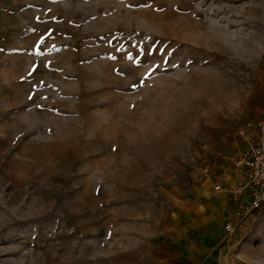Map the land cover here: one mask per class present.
Wrapping results in <instances>:
<instances>
[{
	"label": "rangeland",
	"instance_id": "374dc122",
	"mask_svg": "<svg viewBox=\"0 0 264 264\" xmlns=\"http://www.w3.org/2000/svg\"><path fill=\"white\" fill-rule=\"evenodd\" d=\"M263 118L264 0H0V264H264Z\"/></svg>",
	"mask_w": 264,
	"mask_h": 264
},
{
	"label": "built area",
	"instance_id": "2783aa9c",
	"mask_svg": "<svg viewBox=\"0 0 264 264\" xmlns=\"http://www.w3.org/2000/svg\"><path fill=\"white\" fill-rule=\"evenodd\" d=\"M242 133L246 147L235 155L234 165L241 175L231 191L235 209L233 220L225 225L227 234H234L245 220L264 210V118L250 124ZM222 190L221 185L216 191Z\"/></svg>",
	"mask_w": 264,
	"mask_h": 264
},
{
	"label": "crops",
	"instance_id": "0c3cea01",
	"mask_svg": "<svg viewBox=\"0 0 264 264\" xmlns=\"http://www.w3.org/2000/svg\"><path fill=\"white\" fill-rule=\"evenodd\" d=\"M239 175V177L237 178V182H236V184L240 181V179H241V175H240V173L238 174ZM234 184V183H233ZM235 184V185H236ZM234 185V186H235ZM221 194H224V193H221ZM222 197H224V198H226L224 195H221ZM206 206H207V208H206V210H211V208H210V206H208V204H206ZM204 210H205V208H203ZM233 214H234V212H233Z\"/></svg>",
	"mask_w": 264,
	"mask_h": 264
}]
</instances>
